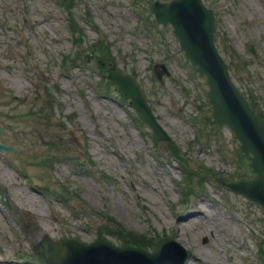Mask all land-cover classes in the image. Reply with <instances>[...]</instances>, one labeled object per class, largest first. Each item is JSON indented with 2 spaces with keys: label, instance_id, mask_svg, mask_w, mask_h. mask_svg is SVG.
Segmentation results:
<instances>
[{
  "label": "rangeland",
  "instance_id": "374dc122",
  "mask_svg": "<svg viewBox=\"0 0 264 264\" xmlns=\"http://www.w3.org/2000/svg\"><path fill=\"white\" fill-rule=\"evenodd\" d=\"M151 1L77 0L79 46L56 0H0V264H34L31 243L45 234L92 242L105 216L96 211L118 222L116 234L101 230L117 245V233L129 230L177 240L189 254L184 264H259L264 210L217 181L243 174L239 142L227 126L207 125V87L192 77L171 26L155 23ZM202 1L214 10L232 80L252 92L264 116V0ZM90 44L132 76L169 142L153 144L92 57L79 66L62 60L77 48L88 53ZM157 62L170 72L162 82L153 74ZM85 150L93 162L80 165ZM203 204L206 218L180 222L179 231L177 223Z\"/></svg>",
  "mask_w": 264,
  "mask_h": 264
},
{
  "label": "water",
  "instance_id": "95a60500",
  "mask_svg": "<svg viewBox=\"0 0 264 264\" xmlns=\"http://www.w3.org/2000/svg\"><path fill=\"white\" fill-rule=\"evenodd\" d=\"M149 9L157 23L172 25L193 74L198 72L205 77L212 110L206 117L209 124L216 123L218 127L227 124L241 142L240 163L253 176L222 183L264 207V119L249 106L229 78L227 66L213 43L212 9L201 0H154ZM154 71L159 79L163 73L169 74L163 63L156 64ZM108 77L131 98L140 118L152 127L153 140L168 139L131 77L115 69H109ZM33 251L40 264H163L169 259L173 264H182L187 257L185 249L170 238L159 240L153 251L148 252L129 244L115 246L107 240L82 244L65 236L56 241L45 236L34 243Z\"/></svg>",
  "mask_w": 264,
  "mask_h": 264
},
{
  "label": "trees",
  "instance_id": "16d2710c",
  "mask_svg": "<svg viewBox=\"0 0 264 264\" xmlns=\"http://www.w3.org/2000/svg\"><path fill=\"white\" fill-rule=\"evenodd\" d=\"M73 1L74 0H58V3L65 9L66 14H67V18L69 21V26L70 28L74 29L73 30V34L75 35V38L80 39V36H82V30L76 25L75 21H74V17H73V12H72V5H73ZM99 43V45H102L103 42L101 41H97ZM94 46L95 44H92L89 46V52L88 53H84L83 51L80 52H75L74 57L70 58V56L68 57L70 62L75 65L78 64L79 61L84 62L87 61L89 59V57H92V59H94L97 64H101L104 63L105 59H107V62H111V57H105L104 51L103 49H101L102 53H98V54H94ZM65 59V58H64ZM66 60V59H65ZM250 103L255 105L252 101V99L250 98ZM172 149L175 150V148L173 147ZM262 259L264 260V256L262 257Z\"/></svg>",
  "mask_w": 264,
  "mask_h": 264
},
{
  "label": "bare ground",
  "instance_id": "6f19581e",
  "mask_svg": "<svg viewBox=\"0 0 264 264\" xmlns=\"http://www.w3.org/2000/svg\"><path fill=\"white\" fill-rule=\"evenodd\" d=\"M202 208H203L202 211H197L194 214H189L190 216H187L183 220L179 221L177 223V229L180 231V225H179L180 222L184 223L186 225L187 223H189L190 220L196 219L199 216H202L203 218H206L207 214H205V212L208 210V208L206 207L205 204L202 205ZM144 220L146 221L147 219L144 218ZM226 229H227L228 232H231V228L229 226ZM194 260L197 261V258H194Z\"/></svg>",
  "mask_w": 264,
  "mask_h": 264
}]
</instances>
